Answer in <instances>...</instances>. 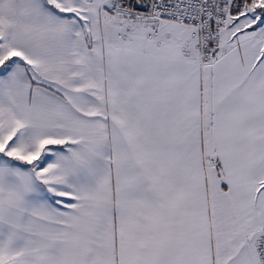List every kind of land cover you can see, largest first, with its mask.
Masks as SVG:
<instances>
[{
    "label": "snow or ice",
    "instance_id": "obj_1",
    "mask_svg": "<svg viewBox=\"0 0 264 264\" xmlns=\"http://www.w3.org/2000/svg\"><path fill=\"white\" fill-rule=\"evenodd\" d=\"M0 264H264V0H0Z\"/></svg>",
    "mask_w": 264,
    "mask_h": 264
}]
</instances>
